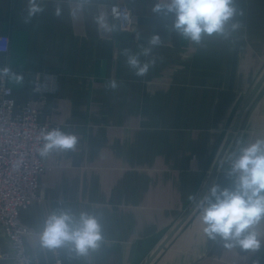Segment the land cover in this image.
I'll return each mask as SVG.
<instances>
[{
	"label": "crops",
	"instance_id": "obj_1",
	"mask_svg": "<svg viewBox=\"0 0 264 264\" xmlns=\"http://www.w3.org/2000/svg\"><path fill=\"white\" fill-rule=\"evenodd\" d=\"M38 2L43 11L26 22L29 0H0V35L10 38L0 69L22 80L2 78L19 107L36 104L41 123L78 144L44 157L42 200L20 215L26 255L38 264H264V249L225 247L198 219L211 185L232 187L224 161L237 141L264 138V0H235L241 27L199 45L153 13L157 0ZM115 5L130 9L131 33L110 21ZM152 34L161 42L140 60L155 62L137 76L123 52L140 53ZM46 77L53 92L40 98L33 84ZM59 207L96 215L101 247L79 258L42 248L43 220ZM256 230L264 238V222ZM9 249L0 236V251Z\"/></svg>",
	"mask_w": 264,
	"mask_h": 264
},
{
	"label": "clouds",
	"instance_id": "obj_2",
	"mask_svg": "<svg viewBox=\"0 0 264 264\" xmlns=\"http://www.w3.org/2000/svg\"><path fill=\"white\" fill-rule=\"evenodd\" d=\"M43 8L38 0H29L26 22L41 13ZM153 13H163L170 19V30L193 44L199 45L205 36H223L238 30L241 25L236 17L242 15L235 0H157ZM59 16L61 10L56 9ZM97 23L108 28L106 16L98 14ZM147 39V38H146ZM158 34L147 40L149 47L140 53L125 49L126 63L137 76L148 73L154 60L141 62L140 56H149L152 48L160 44ZM9 77L20 82L22 77L9 68L0 69V78ZM109 86L117 87L116 81ZM42 146L38 149L41 157L52 152L74 150L78 144L75 134L60 129L42 131ZM225 175L232 179L231 188L213 184L198 203V219L204 234L213 240L225 242V247L237 248L241 252L257 253L264 249V238L256 227L264 222V138L238 140L227 154ZM103 229L98 217L88 211L76 212L71 207H59L43 220L39 233V244L50 251L64 248L75 257L87 256L103 243ZM260 264V260L252 261Z\"/></svg>",
	"mask_w": 264,
	"mask_h": 264
},
{
	"label": "built area",
	"instance_id": "obj_3",
	"mask_svg": "<svg viewBox=\"0 0 264 264\" xmlns=\"http://www.w3.org/2000/svg\"><path fill=\"white\" fill-rule=\"evenodd\" d=\"M109 18L121 32H132L134 23L126 5L112 6ZM9 49L10 38L0 35V54H7ZM33 90L41 98L53 92V87L46 77L35 80ZM0 92V236L10 245L8 251H0V262L38 264L37 259L25 253L24 239L29 231L20 225V215L32 203L42 200L40 180L51 168L38 149L43 143L42 131L51 127L40 122L36 104L18 106L3 78Z\"/></svg>",
	"mask_w": 264,
	"mask_h": 264
},
{
	"label": "water",
	"instance_id": "obj_4",
	"mask_svg": "<svg viewBox=\"0 0 264 264\" xmlns=\"http://www.w3.org/2000/svg\"><path fill=\"white\" fill-rule=\"evenodd\" d=\"M118 31H120V29L119 28H116ZM216 170H217V168H215V170H214V173L216 172ZM214 176V175H213Z\"/></svg>",
	"mask_w": 264,
	"mask_h": 264
}]
</instances>
